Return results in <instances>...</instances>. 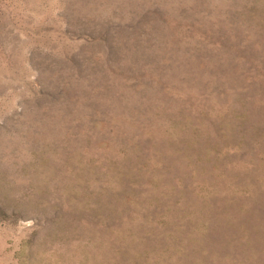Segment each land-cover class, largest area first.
<instances>
[{
    "label": "rangeland",
    "instance_id": "374dc122",
    "mask_svg": "<svg viewBox=\"0 0 264 264\" xmlns=\"http://www.w3.org/2000/svg\"><path fill=\"white\" fill-rule=\"evenodd\" d=\"M0 264H264V0H0Z\"/></svg>",
    "mask_w": 264,
    "mask_h": 264
}]
</instances>
